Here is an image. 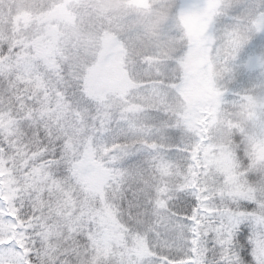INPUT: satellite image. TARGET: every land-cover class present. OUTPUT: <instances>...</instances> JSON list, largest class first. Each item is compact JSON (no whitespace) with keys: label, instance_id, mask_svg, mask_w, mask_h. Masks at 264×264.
Segmentation results:
<instances>
[{"label":"snow or ice","instance_id":"1","mask_svg":"<svg viewBox=\"0 0 264 264\" xmlns=\"http://www.w3.org/2000/svg\"><path fill=\"white\" fill-rule=\"evenodd\" d=\"M0 264H264V0H0Z\"/></svg>","mask_w":264,"mask_h":264},{"label":"trees","instance_id":"2","mask_svg":"<svg viewBox=\"0 0 264 264\" xmlns=\"http://www.w3.org/2000/svg\"><path fill=\"white\" fill-rule=\"evenodd\" d=\"M114 6L118 7V6H119V4H117V5H114Z\"/></svg>","mask_w":264,"mask_h":264}]
</instances>
